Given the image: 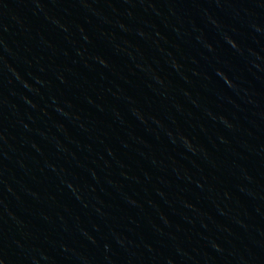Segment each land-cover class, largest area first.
<instances>
[{"label": "water", "instance_id": "95a60500", "mask_svg": "<svg viewBox=\"0 0 264 264\" xmlns=\"http://www.w3.org/2000/svg\"><path fill=\"white\" fill-rule=\"evenodd\" d=\"M0 264H264V0H0Z\"/></svg>", "mask_w": 264, "mask_h": 264}]
</instances>
